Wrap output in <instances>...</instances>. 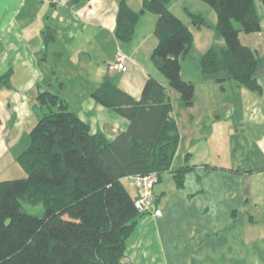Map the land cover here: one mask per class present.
<instances>
[{
  "label": "crops",
  "instance_id": "0c3cea01",
  "mask_svg": "<svg viewBox=\"0 0 264 264\" xmlns=\"http://www.w3.org/2000/svg\"><path fill=\"white\" fill-rule=\"evenodd\" d=\"M187 1L168 0V7L179 19V13L189 19L188 12L203 13ZM119 2L0 0V180L10 167V119L16 117L10 107L13 82L29 83L28 98L58 84L55 94L91 132L112 139L129 119L96 100L93 90L109 80L138 100L147 79L153 78L166 88L178 127L171 168H189L181 187L173 171L160 173L153 192L161 212L137 218L120 264H264V12H258L259 31L237 28L240 42L260 59L254 74L259 89L234 79L217 82L202 73L197 62L184 72L191 62L184 55L181 77L194 83L193 103L184 107L151 57L158 41L157 16L142 12L131 39L120 40L115 33ZM125 2L139 11L143 0ZM213 13L211 42L198 57L209 47L224 46ZM118 50L127 56V68L109 71L106 65ZM67 87H72L71 97ZM128 188L135 195L132 183Z\"/></svg>",
  "mask_w": 264,
  "mask_h": 264
},
{
  "label": "trees",
  "instance_id": "16d2710c",
  "mask_svg": "<svg viewBox=\"0 0 264 264\" xmlns=\"http://www.w3.org/2000/svg\"><path fill=\"white\" fill-rule=\"evenodd\" d=\"M203 1L216 13L214 28L224 46L209 47L201 55L202 73L213 75L217 82L234 79L257 91L254 74L260 59L240 42L234 26L238 23L244 32L260 30L255 0ZM261 3L264 7V0ZM144 11L157 16L158 41L151 57L168 86L179 93L180 104L189 107L194 83L181 77L180 58L190 51L193 35L169 9L168 0H143L139 11L120 0L116 36L130 40ZM188 13L194 26L205 25L201 14ZM92 96L129 119L112 139L91 132L57 94L37 92L44 110L23 137L16 158L27 176L0 180V264H120L142 215L124 178L173 171L176 185H183L189 167L171 168L179 132L163 85L148 78L137 100L105 80ZM23 202L41 204L45 214L24 211Z\"/></svg>",
  "mask_w": 264,
  "mask_h": 264
},
{
  "label": "rangeland",
  "instance_id": "374dc122",
  "mask_svg": "<svg viewBox=\"0 0 264 264\" xmlns=\"http://www.w3.org/2000/svg\"><path fill=\"white\" fill-rule=\"evenodd\" d=\"M196 2L200 4H195ZM256 3L259 14L263 13L264 8L260 3V0H257ZM186 5L190 6V8L196 11L203 12L201 15L205 20V25H203L202 28L194 27L191 25L190 19L187 17V15L185 16V14L179 13L182 21L185 24L190 25V28L193 31V39L191 43L192 45L190 48L193 54L191 55L190 52L186 54L187 59H190L191 62L189 63V66L187 65L184 67V72L192 69L194 67V63H199L200 57L196 56L197 53L200 51L203 52L202 50L204 49V47L208 46L207 43L211 42L210 34L208 31L210 25L212 24V15H214L211 6L205 1L203 2L202 0H188ZM234 26L235 28L240 27L238 23H234ZM242 33L244 34V32ZM17 82L21 81L18 80ZM13 84L14 85L10 87V107L15 110L16 117L14 119H10V167L6 166V168L4 169V171H6L5 174H7L4 177H1L4 179L22 178L27 176V172L20 166L16 158L23 149V137L25 136L26 138L31 128H33V126L36 124L38 117L43 113V111H41L39 107V102L37 101L36 96L32 95L31 98L27 97V88L29 86V83L13 82ZM37 88L38 86H36V89ZM71 88L72 87H67V90L65 91L66 94L70 97L72 96V93L70 92ZM50 89L52 91H49L52 93L56 92L54 90L60 91V87L58 84L57 87L56 85L50 86ZM174 93L177 94V92ZM126 184L127 186L131 185V181L126 180ZM23 209L24 211L30 214H34L41 217L45 214V210L41 204L31 205L27 202H23Z\"/></svg>",
  "mask_w": 264,
  "mask_h": 264
},
{
  "label": "built area",
  "instance_id": "2783aa9c",
  "mask_svg": "<svg viewBox=\"0 0 264 264\" xmlns=\"http://www.w3.org/2000/svg\"><path fill=\"white\" fill-rule=\"evenodd\" d=\"M127 56L118 50L113 58L107 64L109 71H125ZM160 173L150 171L145 174H135L129 176L131 183L135 188L134 207L140 214L152 212L154 215H159L161 210L156 207L153 188L158 181Z\"/></svg>",
  "mask_w": 264,
  "mask_h": 264
}]
</instances>
